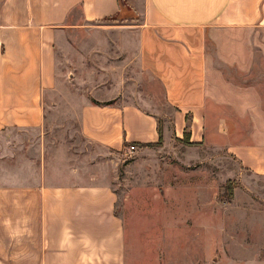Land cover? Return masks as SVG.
Instances as JSON below:
<instances>
[{"label":"crops","instance_id":"crops-1","mask_svg":"<svg viewBox=\"0 0 264 264\" xmlns=\"http://www.w3.org/2000/svg\"><path fill=\"white\" fill-rule=\"evenodd\" d=\"M121 9V0H0V264H128L111 165L116 173L130 145L186 138L264 178L262 118L223 113L264 106V67L247 66L240 42L222 53L233 66L217 67L209 53L227 37L264 32V0H144L134 20L118 19ZM107 46L109 99L84 101L77 117L82 138L106 152L89 162L55 142L62 116L48 107L71 75L68 60H100ZM134 65L160 98L149 84L123 82Z\"/></svg>","mask_w":264,"mask_h":264},{"label":"rangeland","instance_id":"rangeland-1","mask_svg":"<svg viewBox=\"0 0 264 264\" xmlns=\"http://www.w3.org/2000/svg\"><path fill=\"white\" fill-rule=\"evenodd\" d=\"M121 6L117 18L134 20L133 11L140 17L144 0H121ZM231 37L209 45L210 55L216 57L214 65L233 66L224 61L222 53L238 50L240 42L249 52L247 66L264 67V32L247 31ZM73 45L77 50V43ZM110 53L107 46L100 60L67 59L70 72L66 77L71 75L48 107L49 113L62 116L53 124L55 142L67 144L70 152L84 150L89 162L93 155L104 162L106 152L82 138L79 105L109 99L111 64L115 62ZM121 76L123 82L149 84L161 97L160 87L135 65L123 69ZM125 93L128 98L135 96L133 91ZM223 113L241 120L260 116L264 125V106L226 107ZM256 137L264 144V134ZM190 146L173 142L133 153L123 151L117 154L116 173L112 163L116 211L127 231L128 264H264V178L242 167L232 155Z\"/></svg>","mask_w":264,"mask_h":264},{"label":"clouds","instance_id":"clouds-1","mask_svg":"<svg viewBox=\"0 0 264 264\" xmlns=\"http://www.w3.org/2000/svg\"><path fill=\"white\" fill-rule=\"evenodd\" d=\"M8 222H6L7 224ZM10 238L13 240H18L19 237H21L23 235L22 232L16 231V232H11L10 234Z\"/></svg>","mask_w":264,"mask_h":264},{"label":"trees","instance_id":"trees-1","mask_svg":"<svg viewBox=\"0 0 264 264\" xmlns=\"http://www.w3.org/2000/svg\"><path fill=\"white\" fill-rule=\"evenodd\" d=\"M160 135H161V138H160V141H159V143L157 144V145H162V132L160 131ZM185 141V143L187 144V145H193V144H191L190 142H189V140H187V139H185L184 140Z\"/></svg>","mask_w":264,"mask_h":264},{"label":"built area","instance_id":"built-area-1","mask_svg":"<svg viewBox=\"0 0 264 264\" xmlns=\"http://www.w3.org/2000/svg\"><path fill=\"white\" fill-rule=\"evenodd\" d=\"M135 151H137V147L135 145H130L129 146V153H133Z\"/></svg>","mask_w":264,"mask_h":264}]
</instances>
